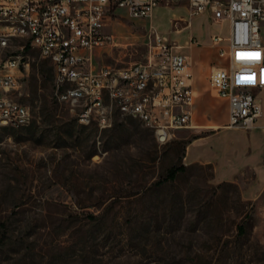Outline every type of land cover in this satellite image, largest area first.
<instances>
[{
    "label": "rangeland",
    "instance_id": "374dc122",
    "mask_svg": "<svg viewBox=\"0 0 264 264\" xmlns=\"http://www.w3.org/2000/svg\"><path fill=\"white\" fill-rule=\"evenodd\" d=\"M116 12L104 27L112 42L92 49V68L143 62L153 31L177 37L167 18L186 15L172 4L144 18ZM190 23L187 32L203 43L225 31L204 15ZM249 57L257 58L255 52ZM23 58L12 96L26 105L28 120L0 125V264H264V156L231 179H217L211 162L183 158L186 143L208 133L209 118L223 112L207 73L200 83L209 107L194 100L189 121L157 144L149 127L115 110L103 128L93 119L77 120L81 105L53 96L51 63L32 47ZM66 123L86 127L69 138L60 128ZM239 133L222 131L217 138L238 152L245 141ZM179 164L173 179L163 178Z\"/></svg>",
    "mask_w": 264,
    "mask_h": 264
},
{
    "label": "built area",
    "instance_id": "2783aa9c",
    "mask_svg": "<svg viewBox=\"0 0 264 264\" xmlns=\"http://www.w3.org/2000/svg\"><path fill=\"white\" fill-rule=\"evenodd\" d=\"M180 0H0V121L17 122L28 116L24 103L13 98L18 72L27 64L24 47L35 48L52 66L57 101L80 104L77 120L93 119L99 128L110 124L112 110L152 126L157 144L171 136L173 129L190 119L193 93L186 54L177 45L153 31L152 43L143 62L125 66H90L94 47L112 42V34L102 31L103 15L122 8L129 17H147L164 2ZM187 5L178 20L190 26L192 17L206 14L225 27L214 31L206 43L213 47L219 63L209 68L207 79L213 94L226 102V126L250 129L264 107V0H182ZM17 42V49H9ZM190 41L200 43L196 37ZM254 51L256 57L243 60L235 53ZM259 74L261 81L245 83V75ZM77 90L85 100L77 101ZM263 93V94H262ZM264 133V124L261 125Z\"/></svg>",
    "mask_w": 264,
    "mask_h": 264
},
{
    "label": "crops",
    "instance_id": "0c3cea01",
    "mask_svg": "<svg viewBox=\"0 0 264 264\" xmlns=\"http://www.w3.org/2000/svg\"><path fill=\"white\" fill-rule=\"evenodd\" d=\"M166 4L161 2L157 4L151 14L155 16V12L160 8L165 7ZM172 7L175 10H182V8L186 9L187 14V5L184 1L180 0L177 3L172 4ZM117 9H121L124 11L125 15L129 17L125 10L122 8H113L112 13H106L103 15V24L102 31H104V27L110 23L113 19H116V14L119 15L116 11ZM172 13V12H171ZM199 15L207 16L202 13ZM184 16H172L171 18H167V22L172 24V20L176 18H181ZM130 18H144V17H130ZM152 18V17H151ZM178 20L176 23V28L172 29L168 27V31H173V33H178L177 37L168 38L164 35L169 42L175 43L177 46L174 47L175 51L184 53L187 55L189 60V70L191 72V87L193 93V101L196 100V103L199 104V107L203 103H208L209 107V94L203 91V86L200 83L201 77L208 74L209 68L212 64L219 63L222 61V58L218 57L215 53L213 47H210L206 42L193 43L190 41V36L192 33H188L186 27L181 24L179 25ZM191 24V23H190ZM173 25V24H172ZM174 26V25H173ZM226 31V30H225ZM224 31V32H225ZM105 32V31H104ZM224 32H222L224 34ZM195 37V35H193ZM197 39V38H196ZM207 40V39H206ZM204 48L202 50H198L195 48ZM95 48V47H94ZM212 56L210 60H208V56ZM205 57L207 61V66L205 70L199 69L200 64L203 63L202 58ZM96 68V67H94ZM206 74V75H207ZM208 83V79H207ZM263 94V93H262ZM218 98V97H217ZM218 108L223 109L222 113H217V120L212 119V124L206 125V131L201 136H197L190 141H188L185 145L184 156L183 158L186 161L190 162L193 160H202L205 162L212 163V170L214 171V176L217 179H231L237 172H241L242 169H253L258 166V161L261 156H264V133L261 128V125L264 124V114L256 119V126L250 129H243L238 127H228L226 126V102L225 100L218 98L217 101ZM214 113V112H213ZM208 115L213 116L210 109H208ZM176 129V128H175ZM222 131H236L239 132V135L236 137L241 138V132L244 133L245 141L243 143V150L237 152L233 146H231L232 142L226 143L225 141H221L217 136L222 133ZM242 133V134H243ZM173 134V131H172ZM239 156V157H237Z\"/></svg>",
    "mask_w": 264,
    "mask_h": 264
},
{
    "label": "trees",
    "instance_id": "16d2710c",
    "mask_svg": "<svg viewBox=\"0 0 264 264\" xmlns=\"http://www.w3.org/2000/svg\"><path fill=\"white\" fill-rule=\"evenodd\" d=\"M28 49L27 45H25L24 47V52ZM40 74L44 73V70L41 68L40 71H38ZM117 112V111H116ZM82 127H86L85 124H77L75 127H74V124H70L68 125V123H66V125H61L60 128L61 130L64 132V134L69 137V138H77V136L79 135V132L81 131ZM3 129H7L8 127L7 126H2ZM24 128H27L24 127ZM87 136V135H86ZM183 168V165L182 164H179L177 166H174V165H171L168 167V169L166 170V173L164 175V179H173L177 173V171L181 170ZM236 229H237V232H242V224L241 223H237L236 224Z\"/></svg>",
    "mask_w": 264,
    "mask_h": 264
},
{
    "label": "bare ground",
    "instance_id": "6f19581e",
    "mask_svg": "<svg viewBox=\"0 0 264 264\" xmlns=\"http://www.w3.org/2000/svg\"><path fill=\"white\" fill-rule=\"evenodd\" d=\"M252 52H240L235 53V58L239 60H243L244 58H247L252 54ZM55 77V75H54ZM85 100V91L84 90H77V101H84ZM28 116H20L19 119H17V122L10 121V119H1L0 125H9V126H20L27 122ZM149 127L152 130V126H145Z\"/></svg>",
    "mask_w": 264,
    "mask_h": 264
}]
</instances>
